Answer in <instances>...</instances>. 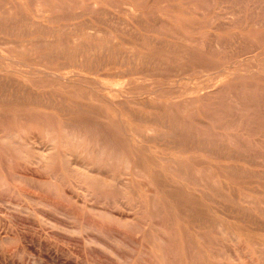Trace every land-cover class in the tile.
Segmentation results:
<instances>
[{"label": "rangeland", "instance_id": "1", "mask_svg": "<svg viewBox=\"0 0 264 264\" xmlns=\"http://www.w3.org/2000/svg\"><path fill=\"white\" fill-rule=\"evenodd\" d=\"M54 1L0 0V264H264V0Z\"/></svg>", "mask_w": 264, "mask_h": 264}, {"label": "bare ground", "instance_id": "2", "mask_svg": "<svg viewBox=\"0 0 264 264\" xmlns=\"http://www.w3.org/2000/svg\"><path fill=\"white\" fill-rule=\"evenodd\" d=\"M9 1V0H8ZM78 1V3H82V0H77ZM118 1V0H117ZM150 1V0H149ZM180 1V0H179ZM256 1V0H255ZM259 1V0H258ZM144 2V1H143ZM178 2V1H177ZM185 2V1H184ZM31 3V2H30ZM55 3H60V2H55L54 0H41V2H39V0H35V4L37 5V8H38V5L39 6H41V4H45V5H47L49 8H48V10L49 11H53L54 9H56V8H58V6H55L54 4ZM65 3V2H64ZM86 3V2H85ZM11 4V3H10ZM32 4V3H31ZM30 4V5H31ZM87 4V3H86ZM95 4V3H94ZM172 4V3H171ZM17 5H18V3H17ZM34 5V4H33ZM64 5V4H63ZM75 5H76V3H75ZM115 5V4H114ZM237 5V4H236ZM14 6V5H13ZM67 6V5H66ZM171 6V5H170ZM173 6V5H172ZM260 6V5H259ZM21 7V6H20ZM46 7V6H45ZM74 7V6H73ZM93 7V6H92ZM118 7V6H117ZM193 7V6H192ZM203 7V6H202ZM243 7V6H242ZM15 8V7H14ZM17 8V7H16ZM87 8V7H86ZM196 8V7H195ZM3 10H4V8H2ZM43 9V8H42ZM42 9H39L38 8V11H40V10H42ZM100 9V8H99ZM98 9V10H99ZM202 9V8H201ZM212 9V8H211ZM233 9H235V8H233ZM103 10V9H102ZM156 10V9H155ZM200 10V9H199ZM203 10V9H202ZM5 11V10H4ZM20 11H21V9H20ZM48 11V12H49ZM88 11V10H87ZM96 11V10H95ZM129 11H130V13L131 14H135V15H137V13L138 12H135V9H134V7L132 6V7H129ZM146 11V10H145ZM158 11V10H157ZM236 11V10H235ZM256 11V10H255ZM8 12H10V11H8ZM22 12V11H21ZM66 12V11H65ZM99 12H101V11H99ZM98 12V13H99ZM107 12H109V11H107ZM160 12V11H159ZM231 12V11H230ZM230 12H227V13H230ZM23 13V12H22ZM21 13V14H22ZM38 13H40V12H38ZM57 13V12H56ZM241 13V12H240ZM243 13V12H242ZM256 13V12H255ZM43 14V13H42ZM83 14V13H82ZM108 15H109V13H107ZM5 15V14H4ZM18 15V14H17ZM47 15H48V13H47ZM151 15V14H150ZM156 15V14H155ZM163 15V14H162ZM194 15V14H193ZM7 16H9V15H7ZM12 16V15H11ZM70 16H72V14L70 15ZM75 16H77V15H75ZM113 16V15H112ZM139 16V15H138ZM157 16V15H156ZM155 16V17H156ZM14 17V16H13ZM18 17H21L20 15L18 16ZM18 17H16V18H18ZM34 17V16H33ZM38 17V16H37ZM48 17V16H47ZM50 17H52V16H50ZM131 17V16H130ZM149 17H151V16H149ZM178 17V16H177ZM1 18V17H0ZM59 18V17H58ZM72 18H73V16H72ZM71 18V19H72ZM76 18V17H75ZM95 18V17H94ZM176 18V17H175ZM20 19V18H19ZM22 19H26V18H22ZM35 19V18H34ZM44 19V18H43ZM52 19V21H53V18H51ZM87 19V18H86ZM89 19V18H88ZM96 19V18H95ZM120 19V18H119ZM118 19V20H119ZM134 20H135V18H133ZM158 19H159V17H158ZM157 19V20H158ZM161 19V18H160ZM171 19V18H170ZM179 19H181V18H178V20ZM55 20V19H54ZM114 20H116V19H114ZM123 20V19H122ZM125 20V19H124ZM144 20V19H143ZM172 20V19H171ZM176 20H177V18H176ZM9 21H11V20H9ZM12 21H13V19H12ZM20 21V20H19ZM34 21V20H33ZM59 21V20H58ZM65 21V20H64ZM69 21V20H68ZM85 21H87V20H85ZM85 21H82V22H85ZM142 21V20H141ZM145 21V20H144ZM232 21V20H231ZM231 21H229V22H231ZM235 21V20H234ZM16 22V21H15ZM14 22V23H15ZM31 22V21H30ZM36 22V21H35ZM47 22V21H46ZM88 22H90V21H88ZM95 22V21H94ZM121 22V20L119 21V23ZM160 22V21H159ZM162 22V21H161ZM165 22H166V20H165ZM201 22V21H200ZM199 22V23H200ZM236 22H237V19H236ZM11 23H13V22H11ZM17 23V22H16ZM23 23V22H22ZM137 23V22H136ZM147 23V22H146ZM167 23V22H166ZM196 23H198V22H196ZM31 24V23H30ZM86 24V23H85ZM169 24V23H168ZM211 24V23H210ZM228 24V23H227ZM22 25V24H21ZM71 26H72V24H70ZM77 25V24H76ZM145 25V24H144ZM203 25V24H202ZM3 25H1L0 27H2ZM67 27H68V24L66 25ZM91 26V25H90ZM123 26V25H122ZM208 26V25H207ZM22 27H24V25L22 26ZM34 27V26H33ZM33 27H32V29H33ZM45 27H46V25H45ZM45 27H43V28H45ZM58 27V26H57ZM89 27V26H88ZM95 27V26H94ZM131 27V26H130ZM3 28V27H2ZM10 28V27H9ZM17 28H19V27H17ZM16 28V29H17ZM39 28V27H38ZM64 28V27H63ZM91 28V27H90ZM98 28H100V27H98ZM141 28V27H140ZM158 28V27H157ZM163 28V27H162ZM174 28V27H173ZM194 28V27H193ZM1 29V28H0ZM15 29V30H16ZM29 29V28H28ZM37 28H35V30H36ZM55 29V28H54ZM58 29V28H57ZM89 29V28H88ZM119 29V28H118ZM177 29V28H176ZM188 29V28H187ZM191 29H192V27H191ZM15 30H13V31H15ZM23 30H25L24 28H23ZM34 30V29H33ZM35 30H34V32H35ZM100 30V29H99ZM103 30H105V29H103ZM168 30H169V28H168ZM172 30H174V29H172ZM3 31H5V29L3 30ZM7 31H8V29H7ZM42 31V30H41ZM47 31V30H46ZM75 31V30H74ZM78 31V30H77ZM81 31V30H80ZM87 31H89V30H87ZM106 31V30H105ZM121 31V30H120ZM125 31V30H124ZM133 31V30H132ZM131 31V32H132ZM153 31V30H152ZM52 32H54L53 30H52ZM51 32V33H52ZM126 32H127V30H126ZM126 32H125V34H126ZM137 32V31H136ZM160 32H161V30H160ZM174 32H176V31H174ZM179 32V31H178ZM203 32V31H202ZM30 32H29V30H28V34H29ZM44 33V32H43ZM55 33V32H54ZM57 33V32H56ZM75 33V32H74ZM81 33V32H80ZM79 33V34H80ZM103 33V32H102ZM105 33H107V32H105ZM139 33V32H138ZM162 33V32H161ZM169 33V32H168ZM177 33V32H176ZM11 34V33H10ZM17 34V33H16ZM27 34V35H28ZM53 34V33H52ZM110 34V33H109ZM182 34V33H181ZM181 34H180V36H181ZM231 34V33H230ZM236 34H238V33H236ZM25 35H26V33H25ZM51 35V34H50ZM49 35V36H50ZM56 35V34H55ZM61 35V34H60ZM68 35H70V34H68ZM92 35H93V33H92ZM131 35V34H130ZM145 35V34H144ZM165 35V34H164ZM177 35V34H176ZM179 35V34H178ZM183 35V34H182ZM232 35H234V33L232 34ZM38 36V35H37ZM74 36V35H73ZM110 36V35H109ZM133 36H134V33H133ZM136 36V35H135ZM173 36V35H172ZM36 37V36H35ZM41 38H42V36H40ZM40 37L38 36V38H39V40H40ZM64 37V36H63ZM71 37V36H70ZM78 37V36H77ZM99 37H101V36H99ZM114 37V36H113ZM118 37H121V35L119 36L118 35ZM139 37V36H138ZM137 37V38H138ZM146 37V36H145ZM37 38V37H36ZM61 38V37H60ZM95 38H96V36H95ZM102 38V37H101ZM133 38V37H132ZM184 38H185V36H184ZM197 38V37H196ZM74 39V38H73ZM109 39V38H108ZM126 39V38H125ZM139 39V38H138ZM154 39V38H153ZM159 39V38H158ZM206 39V38H205ZM209 39V38H208ZM211 39V38H210ZM27 40V39H26ZM33 40V39H32ZM35 40V39H34ZM42 40V39H41ZM68 40V39H67ZM141 40V39H140ZM167 40V39H166ZM165 40V41H166ZM198 40V39H197ZM212 40V39H211ZM25 41V40H24ZM36 42L38 41V40H35ZM46 41H48V39L46 40ZM52 41V40H51ZM64 41H66V40H64ZM63 41V42H64ZM76 41V40H75ZM83 41V40H82ZM109 41V40H108ZM125 41V40H124ZM159 43H160V41L161 40H157ZM162 41H164V40H162ZM169 41V40H168ZM204 41H206V40H204ZM204 41H202V43L204 42ZM213 41V40H212ZM25 42H27V41H25ZM42 42V41H41ZM73 42V41H72ZM110 42V41H109ZM129 42V41H128ZM217 40H216V44H217ZM233 42V41H232ZM10 43V42H9ZM11 43H13V42H11ZM18 43V42H17ZM43 43V42H42ZM45 43V42H44ZM43 43V44H44ZM53 43V42H52ZM77 43V42H76ZM106 43V42H105ZM139 43V42H138ZM162 43V42H161ZM160 43V44H161ZM206 43H207V41H206ZM205 43V44H206ZM213 43H214V41H213ZM46 44V43H45ZM59 44V43H58ZM117 44V43H116ZM115 44V45H116ZM156 44H158L157 42H156ZM171 44V43H170ZM174 44V43H173ZM204 44V43H203ZM204 44V45H205ZM208 44V43H207ZM212 44V43H211ZM249 44V43H248ZM24 45V44H23ZM40 45V43L38 44V46ZM53 45H55L54 43H53ZM84 45H85V43H84ZM93 45V44H92ZM108 45V44H107ZM250 45V44H249ZM248 45V46H249ZM257 45V44H256ZM29 46V45H28ZM41 46V45H40ZM51 46H52V44H51ZM58 46V45H57ZM68 46V45H67ZM111 46V45H110ZM159 46V45H158ZM165 46V45H164ZM219 46H220V44H219ZM238 46V45H237ZM258 46V45H257ZM22 47V46H21ZM48 47H49V45H48ZM60 47H62V46H60ZM80 47V46H79ZM109 47V46H108ZM118 47V46H117ZM143 47V46H142ZM171 47V46H170ZM175 47H176V45H175ZM205 47H206V45H205ZM216 47V46H215ZM226 47V46H225ZM251 47H253V46H251ZM256 47V46H255ZM16 48V47H15ZM33 48V47H32ZM35 48H37L36 47V44H35ZM64 48H65V46H64ZM76 48V47H75ZM74 48V49H75ZM102 48H105V46L103 45L102 46ZM145 48V47H144ZM179 48V47H178ZM219 48V47H218ZM259 48V47H258ZM17 49V48H16ZM22 49H23V47H22ZM39 49V48H38ZM45 49V48H44ZM53 49H54V46H53ZM57 49H59V48H57ZM93 49V48H92ZM97 49V48H96ZM147 49V48H146ZM157 49V48H156ZM170 49V48H169ZM220 49H222V48H220ZM255 49H257V47L255 48ZM80 50V49H79ZM79 50L77 51V52H79ZM104 50L105 49H103V52H104ZM109 50H110V48H109ZM173 50H175V48L174 49H172L171 51H173ZM177 50V49H176ZM209 50H211V49H209ZM215 50V49H214ZM213 50V51H214ZM253 50V49H252ZM53 51V50H52ZM74 51V50H73ZM81 51V50H80ZM115 51H116V49H115ZM129 51V50H128ZM180 51H182V50H180ZM190 51V50H189ZM222 51V50H221ZM256 51V50H255ZM254 51V52H255ZM16 52V51H15ZM40 52V51H39ZM68 52V51H67ZM76 52V51H75ZM76 52V53H77ZM82 52V51H81ZM84 52V51H83ZM100 52V51H99ZM120 52V51H119ZM123 52V51H122ZM132 52V51H131ZM131 52H129V53H131ZM137 52V51H136ZM169 52V51H168ZM183 52V51H182ZM28 53V51L26 52V54ZM32 53V52H31ZM50 53V52H49ZM86 53V52H85ZM108 53V52H107ZM173 53H174V51H173ZM177 53V52H176ZM253 53V52H252ZM251 53V54H252ZM21 54V53H20ZM19 54V55H20ZM23 54V53H22ZM59 54V53H58ZM71 54V53H70ZM103 54V53H102ZM101 54V55H102ZM104 54H105V52H104ZM121 54V53H120ZM125 54H126V51H125ZM133 54V53H132ZM137 54V53H136ZM135 54V55H136ZM163 54V53H162ZM185 54V53H184ZM245 54V53H244ZM249 54V53H248ZM17 55H18V52H17ZM41 55V54H40ZM61 55V54H60ZM83 55H84V53H83ZM115 55V54H114ZM134 55V54H133ZM134 55V56H135ZM177 55H180V54H177ZM42 56V55H41ZM67 56H68V53H67ZM105 56V55H104ZM120 56V55H119ZM125 56V55H124ZM123 56V57H124ZM141 56H143L142 54H141ZM147 56V55H146ZM167 56V55H166ZM194 56H196L195 54H194ZM43 57V56H42ZM50 57V56H49ZM61 57V56H60ZM63 57V56H62ZM78 57V56H77ZM82 57H85V58H87L86 56H82ZM116 57H118V56H116ZM136 57V56H135ZM144 57V56H143ZM143 57H142V60H143ZM148 58H149V56H147ZM171 57V56H170ZM189 57V56H188ZM80 58H81V56H80ZM111 58V57H110ZM140 58V57H139ZM145 58V57H144ZM151 58V57H150ZM154 58V57H153ZM190 58V57H189ZM197 58V57H196ZM256 58V57H255ZM42 59V58H41ZM45 59V58H44ZM48 59V58H47ZM46 59V60H47ZM74 59V58H73ZM97 59V58H96ZM106 59V58H105ZM118 59V58H117ZM133 58H131V62L130 63H133V60L135 59H133ZM178 59V58H177ZM253 59V58H252ZM258 59H260V58H258ZM52 60H53V58H52ZM51 60V61H52ZM77 60V59H76ZM107 60V59H106ZM108 60H110V59H108ZM148 60V59H147ZM170 60H172L171 58H170ZM180 60V59H179ZM16 61H18V60H16ZM67 61V60H66ZM71 61V60H70ZM79 61H80V59H79ZM122 61H124V60H122ZM125 61H126V59H125ZM150 61V60H149ZM148 61V62H149ZM155 61V60H154ZM158 61H160V59L158 60ZM262 61V60H261ZM47 62H49V61H47ZM68 62V61H67ZM72 62V61H71ZM142 62V61H141ZM153 62V61H152ZM151 62V63H152ZM256 62V61H255ZM26 63V62H25ZM60 63V62H59ZM78 63V62H77ZM108 63V62H107ZM117 63V62H116ZM122 63V62H121ZM142 63H144V62H142ZM163 63V62H162ZM166 63V62H165ZM261 63V62H260ZM100 64H101V62H100ZM122 64H125V63H122ZM140 64V63H139ZM153 64V63H152ZM155 64H156V62H155ZM155 64H153V65H155ZM180 64H181V62H180ZM179 64V65H180ZM186 64V63H185ZM198 64V63H197ZM262 64H264V63H262ZM31 65V64H30ZM58 65V64H57ZM92 65V64H91ZM260 65V64H259ZM133 66H134V64H133ZM166 66V65H165ZM167 66H169V65H167ZM166 66V67H167ZM182 66V65H181ZM194 66V65H193ZM203 66V65H202ZM240 66V65H239ZM44 67V66H43ZM73 67V66H72ZM71 67V68H72ZM86 67V66H85ZM88 67V66H87ZM104 67V66H103ZM102 67V68H103ZM149 67V66H148ZM192 67V66H191ZM201 67V66H200ZM80 68V67H79ZM93 68V67H92ZM133 67H131V69H132ZM145 68V67H144ZM172 68V67H171ZM187 68H189V67H187ZM142 69H143V67H142ZM151 69V68H150ZM150 69H149V71H150ZM155 69V68H154ZM168 69V68H167ZM173 69V68H172ZM117 70V69H116ZM152 70H153V68H152ZM171 70V69H170ZM147 71V70H146ZM157 71V70H156ZM45 72H47V75L48 76H56V79H54L52 82H50V83H44V84H40V85H42L41 87H47V86H56V87H61V88H65V89H68L69 91H73V90H78L79 89V87L81 86V84H83L84 82H86L87 81V78H85V77H82V76H80V77H74V78H71V77H67V76H62V77H58L57 75H56V73H53V72H49V71H45ZM75 72V71H74ZM138 72H139V70H138ZM144 72V71H143ZM151 72V71H150ZM154 72V71H153ZM163 72H165V71H163ZM173 72V71H172ZM179 72V71H178ZM116 73V72H115ZM136 73V72H135ZM167 73V72H166ZM43 74V73H42ZM81 74V73H80ZM84 73H82V75H83ZM105 75L106 76H108V75H110L111 76V72L110 73H105ZM162 75H166V74H162ZM16 76V75H15ZM74 76V75H73ZM114 76V75H113ZM130 76V75H129ZM151 76V75H150ZM38 77V76H37ZM123 77V76H122ZM135 77H136V75H135ZM134 77V78H135ZM23 78V77H22ZM21 78V79H22ZM8 79L9 78H7V80L6 81H8ZM15 79V78H14ZM17 79V78H16ZM137 79V78H136ZM11 80H12V77H11ZM32 80V79H31ZM38 80V79H37ZM6 81H5V83H6ZM21 81V80H20ZM41 81V80H40ZM14 82V81H13ZM22 82V81H21ZM1 83V82H0ZM3 83V82H2ZM11 83V82H10ZM170 83V82H169ZM13 83H11V85H12ZM16 84H17V82H16ZM33 84V83H32ZM235 84H237V83H235ZM249 84V83H248ZM7 85H8V83H7ZM24 85V84H23ZM22 85V87H24ZM3 86V85H2ZM20 86V85H19ZM208 86V85H207ZM5 87V85L2 87V88H4ZM8 89H9V87L8 86H6ZM5 87V88H6ZM15 87V86H14ZM170 87V86H169ZM248 87V86H247ZM4 88V89H5ZM28 88V87H27ZM34 88V87H33ZM225 88L226 87H224V86H222V87H219V89L218 90H220V91H224L225 90ZM16 89H17V87H16ZM38 89V88H37ZM172 89V88H171ZM12 90H15L14 88H12ZM20 90V89H19ZM254 90H255V88H254ZM17 91V90H16ZM28 91V90H27ZM41 91V90H40ZM84 91V90H83ZM15 92V91H14ZM13 92V93H14ZM21 92V91H20ZM24 92V91H23ZM212 92V91H211ZM214 92V91H213ZM217 92V91H216ZM240 92V91H239ZM253 92H255V91H253ZM263 93H264V91H263ZM20 95H22L21 93H19ZM38 94H40V92L38 93ZM42 94V93H41ZM60 94V93H59ZM94 94V93H93ZM126 94V93H125ZM235 94V93H234ZM240 94V93H239ZM250 94V93H249ZM254 94V93H253ZM258 94V93H257ZM262 94V93H261ZM127 95V94H126ZM199 95H205V96H200L202 99H204V98H206L207 96H208V94H199ZM236 95V94H235ZM264 95V94H263ZM39 96V95H38ZM56 96V95H55ZM59 96V95H58ZM221 96V95H220ZM226 96V95H225ZM238 96H240V95H238ZM251 96H252V94H251ZM34 97V96H33ZM134 97V96H133ZM253 97V96H252ZM262 97V96H261ZM31 98H32V96H31ZM46 98V97H45ZM34 99V98H33ZM32 99V100H33ZM37 99V98H36ZM39 99V98H38ZM47 99V98H46ZM52 99V98H51ZM237 99H238V97H237ZM251 99V98H250ZM261 98H259V100H260ZM40 100V99H39ZM151 100V99H150ZM156 100V99H155ZM158 100V99H157ZM197 100H200V98H198ZM34 101V100H33ZM64 101V100H63ZM154 101V100H153ZM258 101V100H257ZM262 101V100H261ZM35 102V101H34ZM42 103H43V101H41ZM58 102V101H57ZM62 102V101H61ZM148 102V101H147ZM156 101H154V104H156L155 103ZM158 102V101H157ZM12 103V102H11ZM74 103V102H73ZM97 103V102H96ZM124 103V102H123ZM126 103V102H125ZM137 103H139V102H137ZM151 103H153V102H151ZM245 103V102H244ZM8 104H10V103H8ZM19 104V103H18ZM43 104H45V103H43ZM77 104V103H76ZM79 104V103H78ZM119 104V103H118ZM142 104V103H141ZM180 104V103H179ZM255 104V103H254ZM12 105V104H11ZM65 105V104H64ZM74 105V104H73ZM80 105H82V104H80ZM145 105H146V103H145ZM151 105H153V104H151ZM150 105V106H151ZM256 105V104H255ZM59 106V105H58ZM60 106H62V104L60 105ZM66 106V105H65ZM75 106V105H74ZM99 106V105H98ZM101 106V105H100ZM154 106V105H153ZM235 106L237 107V104H235ZM19 107V106H18ZM54 107H55V104H54ZM63 107V106H62ZM68 107V106H67ZM80 107V106H79ZM125 107H127V105H125ZM157 107V106H156ZM160 107V106H159ZM235 107V108H236ZM12 108V107H11ZM59 108V107H58ZM82 108V107H81ZM151 108H154V107H151ZM158 108V107H157ZM68 109V108H67ZM136 109V108H135ZM196 109V108H195ZM60 110V109H59ZM75 110V109H74ZM82 110H83V108H82ZM137 110V109H136ZM135 110V111H136ZM141 110V109H140ZM182 110L183 111H192V110H194V107H193V105L192 104H184L183 105V107H182ZM205 110V109H204ZM65 111H66V109H65ZM68 111V110H67ZM72 111V110H71ZM84 112L86 111V110H83ZM96 111V110H95ZM72 112H74V111H72ZM175 112V111H174ZM262 112V111H261ZM60 113V112H59ZM66 113H68V112H66ZM93 113V112H92ZM140 112H138V114H139ZM236 113V112H235ZM95 114V113H94ZM50 115V114H49ZM75 115V114H74ZM139 115H141V114H139ZM154 115V118H155V114H153ZM167 115V114H166ZM206 115V114H205ZM5 116V115H4ZM10 116V115H9ZM17 116V115H16ZM77 116V115H76ZM163 116V115H162ZM238 116V115H237ZM240 116V115H239ZM258 116H259V114H258ZM261 116V115H260ZM78 117V116H77ZM140 117V116H139ZM142 117H144V116H142ZM134 118V117H133ZM138 118V117H137ZM170 118H171V116H170ZM169 118V119H170ZM248 118V117H247ZM254 118V117H253ZM258 118V117H257ZM6 119V118H5ZM61 119V118H60ZM87 119V118H86ZM95 119V118H94ZM139 119V118H138ZM143 120H144V118H142ZM142 119H140L141 121H142ZM243 119V118H242ZM245 119V118H244ZM146 120V119H145ZM150 120H152V122H153V120L154 119H151L150 118ZM157 120H158V118H157ZM4 121V120H3ZM80 121V120H79ZM148 121H149V119H148ZM159 121V120H158ZM165 121H167V118H166V120ZM164 121V122H165ZM170 121H172V120H170ZM187 121V120H186ZM25 122V121H24ZM254 122V121H253ZM258 122V121H257ZM262 122V121H261ZM20 123V122H19ZM27 123V122H26ZM46 123V122H45ZM49 123V122H48ZM55 123V122H54ZM69 123V122H68ZM100 123V122H99ZM178 123V122H177ZM4 124V123H3ZM71 124V123H70ZM161 124V123H160ZM172 124H173V122H172ZM262 124L264 125V123L262 122ZM261 123H260V126L262 125ZM69 125V124H68ZM74 125V124H73ZM78 125V124H77ZM77 125H76V127H77ZM99 125V124H98ZM162 125V124H161ZM166 125V124H165ZM72 126V125H71ZM70 126V127H71ZM75 126V125H74ZM126 126V125H125ZM134 126V125H133ZM179 126V125H178ZM83 127V126H82ZM90 127V126H89ZM184 127V126H183ZM193 127V126H192ZM259 127V126H258ZM257 127V128H258ZM78 128V127H77ZM92 128V127H91ZM94 128V127H93ZM144 129H143V131H149V132H151L152 131V128H151V125L150 124H148V125H145L144 127H143ZM82 129V128H81ZM102 129H104V128H102ZM126 129V128H125ZM20 130H21V128H20ZM64 130V129H63ZM74 130V129H73ZM72 130V131H73ZM85 130V129H84ZM96 130V129H95ZM67 131V130H66ZM87 131V130H86ZM101 131V130H100ZM174 131V130H173ZM92 132V131H91ZM93 132H94V130H93ZM126 132V131H125ZM206 132V131H205ZM69 133V132H68ZM102 133V132H101ZM103 133H104V131H103ZM171 133V132H170ZM211 133H212V131H211ZM81 134V133H80ZM87 134V133H86ZM94 134V133H93ZM97 134V133H96ZM163 134V133H162ZM161 134V135H162ZM167 134V133H166ZM176 134V133H175ZM209 134V133H208ZM68 135V134H67ZM139 135V134H138ZM157 135V134H156ZM160 135V134H159ZM70 136V135H69ZM95 136V135H94ZM106 136H108V135H106ZM124 136V135H123ZM150 136V135H149ZM153 136H155V135H153ZM158 136V135H157ZM174 136V135H173ZM63 137V136H62ZM70 137H72V135L70 136ZM109 137V136H108ZM126 137V136H125ZM148 137V136H147ZM196 137V136H195ZM102 138H103V136H102ZM107 138V137H106ZM113 137H111V139H112ZM143 138H144V136H143ZM150 138H152L153 139V137H149V139ZM157 138V137H156ZM21 139V138H20ZM73 139H74V136H73ZM114 139V138H113ZM112 139V140H113ZM148 139V140H149ZM176 139V138H175ZM76 140V139H75ZM110 140V139H109ZM111 140V141H112ZM115 140V139H114ZM123 140V139H122ZM147 140V139H146ZM155 140V139H154ZM194 140V139H193ZM200 140V139H199ZM95 141V140H94ZM103 141V140H102ZM9 142V141H8ZM79 142V141H78ZM77 142V143H78ZM21 143V142H20ZM69 143V142H68ZM175 143V142H174ZM187 143V142H186ZM200 143H201V141H200ZM205 143V142H204ZM27 144V143H26ZM88 144V143H87ZM107 144H109V143H107ZM112 144V143H111ZM117 144H118V142H117ZM117 144H116V146H117ZM206 144V143H205ZM17 145V144H16ZM18 145H21V144H18ZM70 145V144H69ZM119 145V144H118ZM121 145V144H120ZM220 145V144H219ZM4 146V145H3ZM6 147H7V145H5ZM11 146V145H10ZM79 146V145H78ZM206 146V145H205ZM112 147V146H111ZM77 148V147H76ZM117 148V147H116ZM123 148L125 149V150H127L126 149V146H123ZM264 148V147H263ZM2 149H5V148H2ZM91 149V148H90ZM103 149V148H102ZM108 149V148H107ZM72 150V149H71ZM101 150V149H100ZM112 150H113V148H112ZM14 151V150H13ZM102 151V150H101ZM213 151V150H212ZM244 151V150H243ZM79 152V151H78ZM86 152V151H85ZM134 152V151H133ZM101 153V152H100ZM99 153V154H100ZM244 153V152H243ZM98 154V153H97ZM103 154V153H102ZM137 154V153H136ZM249 154V153H248ZM101 155V154H100ZM127 155L130 157V154H128V152H127ZM97 156H99V155H97ZM264 158V157H263ZM38 160H39V158H37ZM103 159V158H102ZM164 159V158H163ZM99 160V159H98ZM165 160V159H164ZM260 160V159H259ZM119 161V160H118ZM261 161V160H260ZM264 161V160H263ZM262 161V162H263ZM176 162V161H175ZM203 162V161H202ZM38 163V162H37ZM125 163H126V161H125ZM127 164V163H126ZM154 164V163H153ZM128 165V164H127ZM200 165V164H199ZM262 165V164H261ZM88 166V165H87ZM113 167V166H112ZM111 167V168H112ZM125 167H127L126 165H125ZM182 167V166H181ZM201 167V166H200ZM118 168V167H117ZM178 168V167H177ZM217 168V167H216ZM145 170H147L148 171V169L147 168H144ZM173 169V168H172ZM205 169H207V168H205ZM126 170V169H125ZM200 170H201V168H200ZM185 171V170H184ZM207 171H209L208 169H207ZM116 172V171H115ZM100 173V172H99ZM220 173V172H219ZM139 174V173H138ZM159 174V173H158ZM161 174V173H160ZM177 175V174H176ZM180 175V174H179ZM201 175V174H200ZM162 176V175H161ZM215 177V176H214ZM225 177V176H224ZM115 178H117V177H115ZM227 178V177H226ZM128 178H125V180H127ZM204 179V178H203ZM116 180V179H115ZM120 180H121V177H120ZM123 180V179H122ZM129 180V179H128ZM119 181V180H118ZM162 183H163V181H162V179L160 180ZM165 182V181H164ZM115 184V183H114ZM113 184V185H114ZM166 184V182L164 183V185ZM168 184V183H167ZM201 184H203V183H201ZM209 185H210V183H208ZM198 187V186H197ZM196 187V188H197ZM233 187V186H232ZM119 189H121V188H119ZM153 189V188H152ZM213 190V189H212ZM211 190V191H212ZM104 192V191H103ZM197 192V191H196ZM147 193H148V196L149 197H151V190H147ZM205 193V192H204ZM209 194V193H208ZM246 194V193H245ZM245 194H243V195H245ZM200 195V194H199ZM207 195V192L205 193V196ZM252 196V195H251ZM208 197V196H207ZM124 198V197H123ZM244 198V197H243ZM247 198V197H246ZM251 198V197H250ZM193 199V198H192ZM252 199V198H251ZM125 203V202H124ZM182 203V202H181ZM240 203V202H239ZM262 204H263V202H262ZM241 205V204H240ZM135 206V205H134ZM164 206V205H163ZM175 206V205H174ZM188 208H189V206H188ZM250 208V207H249ZM159 209V208H158ZM186 209H187V207H186ZM174 210H176L175 208H174ZM189 210H190V208H189ZM193 211V210H192ZM164 212V211H163ZM259 213V212H258ZM264 213V212H263ZM262 213V214H263ZM173 214V213H172ZM165 216V215H164ZM169 216V215H168ZM172 218V217H171ZM169 219V218H168ZM176 219V218H175ZM215 223H217V222H215ZM213 231V230H212ZM141 235V234H140ZM167 236V235H166ZM231 236V235H230ZM200 238H202L201 236H200ZM203 239V238H202ZM171 240V239H170ZM172 240H174V239H172ZM191 240V239H190ZM133 241H134V239H133ZM236 241V240H235ZM170 243V242H169ZM194 243V242H193ZM236 243V242H235ZM238 247V246H237ZM241 247V246H240ZM207 249V248H206ZM209 250V249H208ZM172 251V250H171ZM259 251V250H258ZM164 252V251H163ZM239 252H241V250L239 251ZM263 252V251H262ZM199 252H197V254H198ZM164 254V253H163ZM243 254V253H242ZM175 256V255H174ZM264 256V255H263ZM175 258V257H174ZM260 258V257H259ZM262 258V257H261ZM168 260V259H167ZM206 260V259H205ZM240 261V260H239ZM167 262V261H166ZM165 262V263H166ZM169 262V261H168ZM220 262V261H219ZM204 263V262H203Z\"/></svg>", "mask_w": 264, "mask_h": 264}]
</instances>
